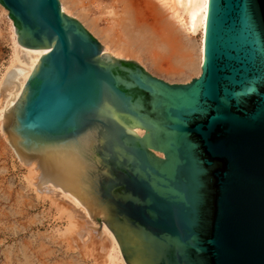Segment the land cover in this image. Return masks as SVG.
Instances as JSON below:
<instances>
[{"label":"water","instance_id":"obj_1","mask_svg":"<svg viewBox=\"0 0 264 264\" xmlns=\"http://www.w3.org/2000/svg\"><path fill=\"white\" fill-rule=\"evenodd\" d=\"M0 4L18 43L51 46L2 119L39 189L84 204L126 264H264V0H208L186 83L103 54L58 0Z\"/></svg>","mask_w":264,"mask_h":264},{"label":"rangeland","instance_id":"obj_2","mask_svg":"<svg viewBox=\"0 0 264 264\" xmlns=\"http://www.w3.org/2000/svg\"><path fill=\"white\" fill-rule=\"evenodd\" d=\"M58 1L61 10L65 7L62 10L65 14L77 19L106 46L107 41L99 32L103 24L94 25L91 17L78 11L71 0ZM126 1L135 4L133 11L142 10L147 4L158 23L175 28L183 53L172 58L169 67L164 65L163 71L141 50L136 49L132 56L117 58L131 59L152 75L171 83H186L197 77L200 33L198 27L193 32L188 27L193 4L188 0ZM202 2L196 0L195 6H201ZM5 11L0 5V81L11 63L13 45L11 24ZM29 178L28 167L20 162L0 129V264H106L107 242L81 239L77 234L78 222L68 217L64 204L52 200L46 193H36Z\"/></svg>","mask_w":264,"mask_h":264},{"label":"bare ground","instance_id":"obj_3","mask_svg":"<svg viewBox=\"0 0 264 264\" xmlns=\"http://www.w3.org/2000/svg\"><path fill=\"white\" fill-rule=\"evenodd\" d=\"M188 2L190 5L193 4L188 18V27L191 32L198 27L200 33V52L197 66L201 72L208 0H203L201 6H195L196 0H188ZM71 3L78 11L84 13L87 17L90 16V20L94 25L103 24V27L99 30L107 41L106 46H102L103 54L109 52L116 56L112 57L117 58L132 56L137 52L136 49L141 50L143 53H147L149 59L161 70L164 65L170 66L172 58L182 56L183 50L176 36V29L171 25L165 26L161 22L158 23L147 4L142 6V10L133 11L135 4L126 0H71ZM1 6L3 7V5ZM5 10L7 11V9ZM62 10H65V7L62 6ZM6 15L8 16V11ZM9 18L8 16V22H10L12 29L13 45L11 63L6 68L0 81L1 131H3L2 119L4 112L16 103L40 56L47 53L51 47L29 48L18 43L13 22ZM152 18L154 22L151 21ZM168 67L164 68V71H167ZM24 165L28 167L29 180L35 192L46 193L52 200L64 204L68 211V217L76 219L78 222L77 234L81 239L91 238L92 240L97 239L107 242L104 248V261L106 264H126L114 235L104 222L93 221L84 204L71 193L65 192L61 187L56 188L52 182L42 184V186L48 185V187L39 189L36 184L40 173L39 164L29 162Z\"/></svg>","mask_w":264,"mask_h":264}]
</instances>
